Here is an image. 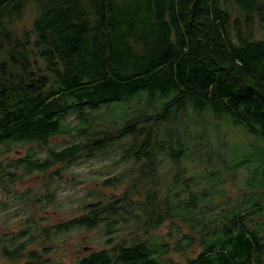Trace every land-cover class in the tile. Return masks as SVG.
I'll use <instances>...</instances> for the list:
<instances>
[{
	"label": "trees",
	"instance_id": "1",
	"mask_svg": "<svg viewBox=\"0 0 264 264\" xmlns=\"http://www.w3.org/2000/svg\"><path fill=\"white\" fill-rule=\"evenodd\" d=\"M200 112L256 138L231 153L252 195L222 202L231 150L209 122L192 126ZM109 153L127 167L50 222L61 167ZM163 158L197 163L196 176L166 177ZM38 175L37 190L18 188ZM0 194L1 210L26 212L0 237L10 264H264V0H0ZM93 230L103 247L53 254L60 235Z\"/></svg>",
	"mask_w": 264,
	"mask_h": 264
},
{
	"label": "rangeland",
	"instance_id": "2",
	"mask_svg": "<svg viewBox=\"0 0 264 264\" xmlns=\"http://www.w3.org/2000/svg\"><path fill=\"white\" fill-rule=\"evenodd\" d=\"M34 9V6L29 4L23 15L24 17L13 23L14 30L16 33H18V36L22 35L24 31H27L31 28L32 21L35 17ZM1 41L4 44H9L8 41H3L2 39ZM213 119V115H206L205 113L200 112L193 115L191 124L193 127H200L199 124H195L196 121L209 122V128L211 130L210 141H212L213 144L217 146L220 141L222 142L224 140L229 146V150H231V152H229L230 158L228 160V166L230 167L231 172L227 173L226 176L230 180L225 185L223 184L225 186L227 195L222 200V202L226 201L228 196L241 197L245 194V192H248L249 195H252L251 193H253L256 188L254 189L253 186L247 185V181L250 179V169L237 168L238 170L234 171L236 168V162L231 161L233 159V155L231 153L243 150V148L248 146L249 143L250 145L251 143L254 145L256 143V138L241 131V129L238 128L239 126H235L236 128H230L228 123L225 124L224 121L218 119L215 126L213 122L212 127L210 122ZM117 120L120 122L123 121L120 118ZM220 123L222 124L219 125ZM53 142L59 146L67 143L68 141L66 137L60 136L54 138L52 140V143ZM27 147L28 146L23 145L17 146L13 149V151L9 152V156L17 157L19 155H23ZM258 150L259 149L255 147H249L248 153H253V156L255 155L254 157H258ZM125 162L126 161L119 158L118 153H109L106 155H101L92 160H83L71 165L62 166L61 169L64 179H61V181L58 182L59 192L57 204L46 207V216L50 217V222L62 221L70 216L73 217L72 215H76V208L82 205L83 202L91 199L93 192L102 186L101 184L103 179L112 177L127 167ZM173 165L175 166L172 167ZM183 166H185L188 170V175L190 174L196 176V168L198 164L187 160L174 163L169 158H163V163L160 165V172L164 175L167 174L166 177H171L173 173L181 171ZM164 178L165 176H163V179ZM204 180H206V178H204ZM41 182L42 176L38 175L28 179L24 183H19L18 188L22 191H25L27 187H30L29 189L37 190L40 187ZM122 188L123 186L119 187L118 189H114L113 191H120ZM247 188H251L250 191H247ZM104 189L111 192V188L104 187ZM0 197L3 198L5 195L0 194ZM259 197H264V194L255 196V198ZM19 206L20 203L14 202L13 207L7 210L0 209V237L4 232H8V229L17 230L20 225H22L26 216V212L19 211ZM41 213L43 212L40 211L39 214ZM168 226L169 223H166V226L161 227L156 231V233L162 234L166 232ZM60 238H64L65 243L59 242L57 245L59 248L55 249L53 254L57 255L56 258L64 263L73 262L74 259L85 252L103 247V244H100V241L103 242L104 240L102 233L98 230L62 234L60 235ZM187 255L188 253L184 255V257ZM191 255L193 256L194 254ZM170 256L171 254L169 257ZM175 258L179 262L184 260L182 256L179 255L175 256ZM0 264L10 263L0 254Z\"/></svg>",
	"mask_w": 264,
	"mask_h": 264
}]
</instances>
